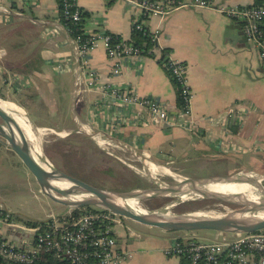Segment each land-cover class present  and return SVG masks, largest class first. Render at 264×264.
Here are the masks:
<instances>
[{
  "label": "crops",
  "instance_id": "1",
  "mask_svg": "<svg viewBox=\"0 0 264 264\" xmlns=\"http://www.w3.org/2000/svg\"><path fill=\"white\" fill-rule=\"evenodd\" d=\"M253 3L214 0L210 7L182 9L143 22L159 32L158 46L186 67L192 94L190 120L197 133L172 122H153L141 107L123 105L105 91L106 85L130 90L160 101L170 119L176 117L175 87L166 69L153 58L125 57L118 61L119 74L112 75L114 61L99 45L89 55L97 74L94 87L89 88L87 72L82 67L78 72L76 43L60 21L56 0H0V87L5 88L0 90L11 94L0 96L20 102L32 126L40 129L43 143L46 131L57 132L62 138L72 133L88 138L77 132L78 124L108 135L112 140L106 143L146 162L183 167L194 164L208 173L212 171L209 167L226 171L237 167L264 176V63L241 26L218 10ZM77 4L86 14V30L131 37V20L136 15L131 5L119 0H77ZM235 107L240 109L239 117L232 123L207 120ZM29 142L31 147L37 145L32 136ZM21 185L29 188L31 195L20 190ZM37 195H42L39 188L0 138V213L9 216L7 222L20 226L26 225L19 220L45 221L67 213L55 204L57 212L34 218L30 196ZM7 222L0 218V238L27 248L30 235L11 229ZM119 229L122 238L123 228ZM135 229L130 233L138 240L128 243L122 239L121 244L132 256L119 264H183L164 255L172 236ZM154 233L160 240L153 239ZM233 236L218 233L215 240Z\"/></svg>",
  "mask_w": 264,
  "mask_h": 264
},
{
  "label": "built area",
  "instance_id": "2",
  "mask_svg": "<svg viewBox=\"0 0 264 264\" xmlns=\"http://www.w3.org/2000/svg\"><path fill=\"white\" fill-rule=\"evenodd\" d=\"M132 6L136 15L131 20V34L141 32L147 37L142 45H135L131 38L103 31H88L82 21L83 11L77 0H62V16L77 28L73 40L76 43L80 65L87 72V85L94 87L96 72L91 68L89 55L102 45L109 60L114 61L112 75L120 72L119 60L125 57L142 56L157 60L167 69L171 80L178 87L182 104L176 117L170 119L160 101L140 97L130 90H120L106 85L105 91L126 106L137 105L151 121L174 123L191 133L198 130L190 120L192 94L186 81L185 65L174 59L170 51L158 46L159 32L143 25L150 17L165 18L171 13L192 8L210 7L214 0H119ZM229 19L241 26L247 39L258 50L264 63V5L246 7H222L218 9ZM67 29V28H66ZM68 33L69 30L67 29ZM236 106V105H235ZM238 107L227 110L220 116L207 118L210 122L232 123L239 117ZM77 216L67 211L61 216L45 220L42 226H20L9 223L8 215L0 213L11 229H22L30 235L26 247L0 238V264H36L43 253L51 254L57 261L67 264H119L129 260L132 253L123 246L118 248L115 232L122 227V218L109 210L90 207L79 209ZM164 255L176 257L183 264H264V230L254 233L234 234L224 241L203 240L199 237H173Z\"/></svg>",
  "mask_w": 264,
  "mask_h": 264
},
{
  "label": "water",
  "instance_id": "3",
  "mask_svg": "<svg viewBox=\"0 0 264 264\" xmlns=\"http://www.w3.org/2000/svg\"><path fill=\"white\" fill-rule=\"evenodd\" d=\"M76 66L80 74L81 65L78 51L76 54ZM77 80L78 78H76L73 86L74 94L76 92ZM6 94H9L7 90H0L1 96L7 98ZM9 101L18 106L26 122L22 126L12 115V112H9L0 105V138L15 154L22 167L39 188L41 194L52 203L66 209V211H75L84 207L103 208L123 218L133 220L156 230L161 234L172 237H199L204 232L239 234L264 230V217L256 216L264 212V187L262 186L264 176L237 173L231 176L186 178L172 185H164L157 182V179L153 177L154 174L149 171L150 167L148 163L139 156L138 158L147 170L148 175L156 182V187L153 189H139L128 185L124 187L112 184L103 185L86 178L84 179L88 180V183L66 181L64 178L69 179L75 176L65 174L51 164L45 155L40 129L32 126L19 101ZM27 127L29 128L28 131ZM76 127L78 133L85 135L92 141H94L95 137L112 140L111 137L103 133L86 130L78 124ZM30 136L36 140L39 162L32 157V147L29 142ZM210 184H246L253 188L250 193L253 191L258 192L260 197L251 200L244 196V194L229 196L216 194H204L200 196L196 194L198 189ZM166 196L178 197L181 200L184 198H188L189 200L212 199L227 204H234L239 206V208L224 216H192L191 214L177 216L166 214L164 212L165 208H160L149 203L150 200L156 197ZM126 205H132L140 209L141 212L133 214L120 209ZM147 217L152 221L148 220ZM128 230L129 228H125V233L123 228L122 238L119 232H115L118 248L121 247L122 239H128V243L138 240V237H135V235L132 237V234ZM15 231H18V229H15Z\"/></svg>",
  "mask_w": 264,
  "mask_h": 264
},
{
  "label": "rangeland",
  "instance_id": "4",
  "mask_svg": "<svg viewBox=\"0 0 264 264\" xmlns=\"http://www.w3.org/2000/svg\"><path fill=\"white\" fill-rule=\"evenodd\" d=\"M0 89L5 88L1 86ZM0 99L5 102L7 101L6 98H2L1 96ZM46 132H48V134L46 133L44 136L46 142L44 141L43 143L45 155L49 161L54 164L53 166L56 169L59 168L58 170H62L64 173L70 176L73 175L78 178H83V181L86 183L90 180L103 185L112 184L121 187L128 185L139 189H153L156 187V182L148 175L147 170L141 164L140 159L129 155L126 151L124 152L108 143L101 146L97 145V143L90 138H85L76 133H72V136L62 138L57 132ZM62 135H65V133ZM32 150H38L37 146H32ZM148 163L153 166L156 165L157 171L152 173L154 174L153 177L157 179L158 183L164 185H172L186 178L231 176L236 173L260 176L249 171L240 170L237 167L236 169L230 168L229 171H226L225 168H219L216 170L215 167H209L212 171H209L208 173L204 172L205 170L202 171L204 167L194 164L188 165V167H183L175 164H160L159 162ZM137 185L145 187L140 188ZM262 186L264 187V181H262ZM19 189L27 196H29V194L31 195L29 188L25 185H21ZM30 197L32 202L30 201L29 209L33 211L32 214L34 218L37 217L42 219L48 215L49 212L54 213L58 211L56 208L59 207L46 197H43L42 195H37V198H33V196ZM149 203L160 208H169L171 213L177 216H184L194 212H201L202 214H207L209 216L212 215V217H215L216 215L224 216L239 208L237 205L227 204L212 199L181 200L178 197L171 196L156 197L150 200ZM122 221L123 228L128 229L131 227L133 230H136L135 228L144 229L142 224L134 222L133 220L123 218ZM118 230V232H120L119 227ZM144 230H146V232L153 231L151 228H146ZM218 233L219 232H204L200 234L199 238L208 241L215 240V236ZM152 236L154 240H160V236H158L157 233H154Z\"/></svg>",
  "mask_w": 264,
  "mask_h": 264
},
{
  "label": "bare ground",
  "instance_id": "5",
  "mask_svg": "<svg viewBox=\"0 0 264 264\" xmlns=\"http://www.w3.org/2000/svg\"><path fill=\"white\" fill-rule=\"evenodd\" d=\"M0 105L8 110L9 112H12V115L19 121V123L24 126L25 124V118L23 116L22 111L18 108V106H16L15 104H12L10 102H5L3 100L0 99ZM14 113V114H13ZM29 130V128L27 127V131ZM42 131V130H41ZM43 133V132H42ZM64 134V133H63ZM44 135V134H43ZM45 136V135H44ZM31 139V138H30ZM32 140V139H31ZM94 141L98 144V145H105L106 144V139L102 138V137H95ZM32 142V141H31ZM32 157L34 158V160H36L37 162H39V152L37 150H32ZM148 163V162H147ZM148 166L150 167V172L151 173H155V171H157L156 169V165L153 166L152 164L148 163ZM159 168V167H158ZM161 170V169H160ZM160 172H164V171H160ZM157 173V172H156ZM159 174V173H158ZM166 176V175H165ZM64 178V177H63ZM66 181H75V182H82V183H86L83 180H80L76 177L73 178H69L66 179L64 178ZM251 189H253L252 187L250 188L249 185L246 184H210L207 185L203 188H200L197 190L196 194L202 196L204 194H216V195H224V196H229V195H236V194H244V196L250 198L251 200L254 198H258L260 197V194L258 192H251ZM183 200H189L188 198H184ZM124 211L136 214L138 212H141L140 209L132 206V205H126L122 208H120ZM164 212L166 214H172L169 208H165ZM206 214V213H205ZM226 214V213H225ZM192 216H202L204 214H202L201 212H194L191 213ZM207 215V214H206ZM209 216V215H208ZM212 216V215H210ZM217 216V215H216ZM256 216L258 217H264V212L263 213H259ZM148 220H151L150 218L147 217ZM152 221V220H151Z\"/></svg>",
  "mask_w": 264,
  "mask_h": 264
},
{
  "label": "trees",
  "instance_id": "6",
  "mask_svg": "<svg viewBox=\"0 0 264 264\" xmlns=\"http://www.w3.org/2000/svg\"><path fill=\"white\" fill-rule=\"evenodd\" d=\"M56 2H57V7H58L59 18H60V21H61L62 25L69 30V34H70L71 37L75 36L77 28L74 27L70 23L69 20L64 19L63 16H62V10H63L62 4H61L62 0H56ZM262 5H264L262 0H254V3L251 5V7H253V6H262ZM83 17H84V20L82 21V24L84 25L85 18H86V14L84 12H83ZM130 38L134 42L135 45H142L143 43L146 42V39H147V37L145 35H143L141 32H135V33L131 34ZM166 71H167V69H166ZM167 73H168V76L170 77L168 71H167ZM170 79H171V77H170ZM171 81H172V83H173V85L175 87V90H176L177 106H180L182 104V100H181L180 95H179L178 87L175 85L173 80H171ZM78 179L83 180V178H78ZM137 186L140 187V188L145 187V186H140V185H137ZM85 208H90V207H85ZM79 212H80V210L72 211V215L73 216H77L79 214ZM15 220H19V219L16 218ZM19 221L23 222L27 227H33V226H37V225L42 226L45 223L44 221H37V222L36 221H31V220H19ZM182 263H183V261H182ZM36 264H67V263H65L63 261L55 260L52 257L51 254L43 253L41 255L40 260Z\"/></svg>",
  "mask_w": 264,
  "mask_h": 264
},
{
  "label": "flooded vegetation",
  "instance_id": "7",
  "mask_svg": "<svg viewBox=\"0 0 264 264\" xmlns=\"http://www.w3.org/2000/svg\"><path fill=\"white\" fill-rule=\"evenodd\" d=\"M122 223H123V221H122ZM122 228H123V227H122ZM130 230H132V228H131V227L129 228V230H128V231H130ZM118 231H119V230H118Z\"/></svg>",
  "mask_w": 264,
  "mask_h": 264
}]
</instances>
